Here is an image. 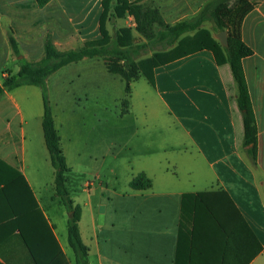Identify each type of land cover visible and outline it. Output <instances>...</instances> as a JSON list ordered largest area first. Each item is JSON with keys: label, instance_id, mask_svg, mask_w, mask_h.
I'll return each mask as SVG.
<instances>
[{"label": "crops", "instance_id": "0c3cea01", "mask_svg": "<svg viewBox=\"0 0 264 264\" xmlns=\"http://www.w3.org/2000/svg\"><path fill=\"white\" fill-rule=\"evenodd\" d=\"M210 1L169 0V20L167 13L163 18L169 25L190 19ZM103 11V0H50L45 6L36 0H0V85L9 73L18 72L19 60L43 57L46 33L62 50L100 39ZM181 14L182 19L172 20ZM105 28L111 34L108 21ZM11 33L19 57L13 54ZM241 38L252 50L243 59V70L257 127L255 166L243 152V119L230 66L219 65L209 48L146 70L152 82L140 72L130 83L125 107L126 84L100 57L71 63L47 79L67 164L64 137L77 144V157L83 153L80 142L88 147L89 159L77 160L93 177L86 183L88 198L79 222L88 264H175L183 195L218 190L229 195L262 246L249 264H264V0H256L244 17ZM141 78L148 87L136 94ZM120 82L124 93L113 95L111 88ZM67 84L71 92L63 95L59 89ZM43 115L37 86H20L0 96V264H34L25 239L39 264H76L67 211L55 196ZM111 116L131 123L118 128L116 141L110 139ZM127 150L132 156H126ZM120 173L133 192L128 198L138 200L133 207L111 208V197H106L109 177L118 180ZM139 176L148 186L134 189L131 182ZM95 185L101 190L97 206L91 193ZM115 196L125 198L123 192ZM231 256L226 262L238 264L236 255L233 262Z\"/></svg>", "mask_w": 264, "mask_h": 264}, {"label": "trees", "instance_id": "16d2710c", "mask_svg": "<svg viewBox=\"0 0 264 264\" xmlns=\"http://www.w3.org/2000/svg\"><path fill=\"white\" fill-rule=\"evenodd\" d=\"M45 6L50 0H36ZM211 0L200 12L190 19L179 21L173 25L166 24L156 10L142 12L140 0H103L101 18V34L98 40L83 43L76 49L61 50L54 43L50 33L45 34L44 54L37 60H19L18 72L9 73L0 85V96L14 88L33 85L41 89L44 115L43 132L46 147L50 154L51 164L55 171V196L60 198L69 212L68 241L73 249L76 264H88L89 249L82 240L79 222L82 208L70 197L67 188V172L70 168L61 148V138L55 127L53 111L48 98L47 79L59 69L85 58L100 57L105 61L108 71L118 75L125 82L127 98L123 106L128 104L130 83L137 79L140 72L152 82V76L146 72L157 64L202 48L213 51L219 65L228 64L236 84V104L243 119V152L249 162L257 164V127L250 100V95L243 70V59L252 54V50L241 38V23L253 8L247 0ZM133 15L137 20V31L144 34L146 41L136 43L132 30L123 27L112 36L105 24L115 19ZM211 21L216 33L226 31L228 46H223L203 24ZM144 25V26H143ZM144 27V28H143ZM151 32L148 33L147 29ZM146 31V32H144ZM190 33H194L190 36ZM10 43L13 54L19 57L20 51L12 33ZM149 46L151 50L148 51ZM149 53H152L149 56ZM146 184H142L141 181ZM148 186L143 176L135 178L131 187L141 189ZM182 218L179 229V247L175 264H228L229 254L232 262L235 255L238 264H249L260 252L262 246L241 213L222 190L187 193L182 197ZM24 238V235H23ZM25 239V238H24ZM25 243L32 255L34 264H39L28 240ZM247 257L240 262L245 253Z\"/></svg>", "mask_w": 264, "mask_h": 264}, {"label": "rangeland", "instance_id": "374dc122", "mask_svg": "<svg viewBox=\"0 0 264 264\" xmlns=\"http://www.w3.org/2000/svg\"><path fill=\"white\" fill-rule=\"evenodd\" d=\"M234 1H236V0H231L229 2V5L230 6L234 5L233 4ZM255 1L256 0H247V2L249 4H254ZM168 3H169V0H142L140 2L139 6L142 8V12L146 11V10H153V11L157 10L158 13L161 15V17L163 18V14H166L169 11ZM170 18H172V17H170ZM182 18H183V14L177 15L176 17H173L172 20L176 21V20H179ZM166 19L169 20V13L166 14ZM163 21L165 22L164 18H163ZM109 24H110V32H111L112 36H114L118 32L119 29H121L123 27H127V28H130L132 30V35H133L134 41L136 43H142V42L146 41V38L144 37L145 35L137 31V29H138L137 25L138 24H137L136 18L133 15H126L125 18L115 19L112 22H110ZM203 26L205 29L209 30L213 36L216 34V31L214 30V24L211 21L205 22L203 24ZM144 32H146V31H144ZM147 32L148 33L151 32L150 28L147 29ZM77 47H75V48H77ZM58 48H60V47H58ZM149 50H151V46H149L148 51ZM144 87H148L147 80L144 78H141L135 84V93L137 94V91L140 88H144ZM59 90L63 95L65 94V92H67V93L71 92L69 84L66 85L65 89L60 88ZM111 93L113 95H116L117 93H118V95L119 94L122 95L124 93V84L118 83V85L113 86L111 88ZM57 94L59 95V93H57ZM48 98H49L50 105H51V108L53 111V108H55L54 98L53 99L51 98L49 92H48ZM68 98H70V94H68ZM120 108L121 107L119 104L118 109H120ZM129 126H131V123L129 122V118H124V120H119L118 118H114L111 116V119L109 121L111 141L117 140L116 133H117V130L119 127L120 128L121 127L128 128ZM68 132H69V129H68ZM42 137H43V135L41 133L40 139H41V142L43 144L44 141H43ZM32 139H33L34 143H38V139L36 136H33ZM68 139H69V137H67V138L64 137V145L68 146L67 147V153L69 156V163H70V165H68V166L71 169L70 172L67 174V177H68L67 188L69 190L70 197L74 200V202L79 204L81 207H83L85 201L88 198L86 183L93 180V177L86 168L81 167L80 165L77 164L78 162H80L77 160L83 158L86 161L89 159L88 153L86 152L88 150V147H87V143H85V141L80 142L79 147L81 148L83 153H82V156L77 157L76 147H78V146H77V144L75 145L73 143L71 145V143L68 141ZM72 150H75V151H72ZM116 150H117V146L113 147V149H111V156H112L113 152ZM125 154H126V156H129V157L132 156V152H129V150H127ZM109 159H111V158H109ZM49 165H51V164H49ZM50 167H52V166H50ZM126 178H127V176H122L121 173H120V175H118V180H115L113 177H109V180H108L109 184L107 185V187L110 189V193L106 197H111V200H110L111 208L133 207L134 204H136V202L138 201L137 199H134V198H128L129 194H131L133 192L125 184ZM141 183L143 185L146 184V182L143 180L141 181ZM94 187L91 190L92 191L91 193H92V196L94 199L93 203L95 206H97L98 201L95 198H97L99 195H101V190L99 189V187L97 185H95ZM119 192H123L125 194V198L116 197L115 195ZM105 195H107V194H105ZM62 211H65V212L67 211V210H65L63 205H62ZM67 218L69 219V212H67Z\"/></svg>", "mask_w": 264, "mask_h": 264}, {"label": "water", "instance_id": "95a60500", "mask_svg": "<svg viewBox=\"0 0 264 264\" xmlns=\"http://www.w3.org/2000/svg\"><path fill=\"white\" fill-rule=\"evenodd\" d=\"M215 37L223 46H228V36L226 31L218 32Z\"/></svg>", "mask_w": 264, "mask_h": 264}]
</instances>
